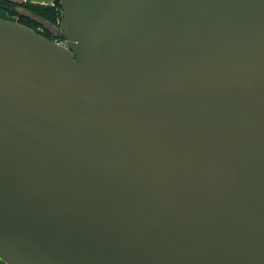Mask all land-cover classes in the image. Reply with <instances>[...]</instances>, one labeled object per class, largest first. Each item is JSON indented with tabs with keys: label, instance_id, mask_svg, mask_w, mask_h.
I'll return each mask as SVG.
<instances>
[{
	"label": "water",
	"instance_id": "95a60500",
	"mask_svg": "<svg viewBox=\"0 0 264 264\" xmlns=\"http://www.w3.org/2000/svg\"><path fill=\"white\" fill-rule=\"evenodd\" d=\"M60 6L0 17V259L264 264V0Z\"/></svg>",
	"mask_w": 264,
	"mask_h": 264
},
{
	"label": "trees",
	"instance_id": "16d2710c",
	"mask_svg": "<svg viewBox=\"0 0 264 264\" xmlns=\"http://www.w3.org/2000/svg\"><path fill=\"white\" fill-rule=\"evenodd\" d=\"M61 0H55L53 5L15 3L9 0H0V9L18 22L37 31L43 29V36L54 41L61 32L62 19Z\"/></svg>",
	"mask_w": 264,
	"mask_h": 264
},
{
	"label": "crops",
	"instance_id": "0c3cea01",
	"mask_svg": "<svg viewBox=\"0 0 264 264\" xmlns=\"http://www.w3.org/2000/svg\"><path fill=\"white\" fill-rule=\"evenodd\" d=\"M15 3H32V4H43V5H53L55 3V0H9ZM0 13H6L3 10L0 9ZM7 14V13H6Z\"/></svg>",
	"mask_w": 264,
	"mask_h": 264
},
{
	"label": "built area",
	"instance_id": "2783aa9c",
	"mask_svg": "<svg viewBox=\"0 0 264 264\" xmlns=\"http://www.w3.org/2000/svg\"><path fill=\"white\" fill-rule=\"evenodd\" d=\"M38 31L40 33H42L43 29L39 28ZM55 42H57L58 44H60L62 46H67V42L64 38L57 39V40H55ZM0 264H6V263L0 259Z\"/></svg>",
	"mask_w": 264,
	"mask_h": 264
},
{
	"label": "rangeland",
	"instance_id": "374dc122",
	"mask_svg": "<svg viewBox=\"0 0 264 264\" xmlns=\"http://www.w3.org/2000/svg\"><path fill=\"white\" fill-rule=\"evenodd\" d=\"M0 17H2V18H5V19H9V20H12V21H18V19L17 18H12L11 16H9L8 14H6V13H0ZM61 21H62V19H61ZM61 24V23H60Z\"/></svg>",
	"mask_w": 264,
	"mask_h": 264
},
{
	"label": "flooded vegetation",
	"instance_id": "af4514ba",
	"mask_svg": "<svg viewBox=\"0 0 264 264\" xmlns=\"http://www.w3.org/2000/svg\"><path fill=\"white\" fill-rule=\"evenodd\" d=\"M42 33H43V32H42ZM60 38H63L61 32L58 34V36H57V38H56L55 40L60 39ZM55 40H54V41H55Z\"/></svg>",
	"mask_w": 264,
	"mask_h": 264
}]
</instances>
